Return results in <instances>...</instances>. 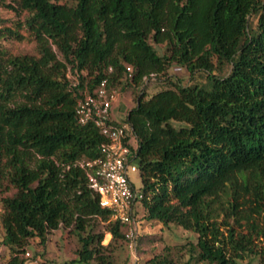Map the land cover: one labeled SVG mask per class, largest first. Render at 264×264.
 Wrapping results in <instances>:
<instances>
[{
  "label": "trees",
  "instance_id": "1",
  "mask_svg": "<svg viewBox=\"0 0 264 264\" xmlns=\"http://www.w3.org/2000/svg\"><path fill=\"white\" fill-rule=\"evenodd\" d=\"M0 7L18 17L0 27V40L22 38L25 28L35 42V52L16 53L0 41V224L10 250L2 264H36L22 257L30 239L46 244L61 227H74L81 242L68 264H114L109 245L130 244L128 226L101 206L89 180L98 166L88 165L104 157L109 137L93 122L80 124L77 103L104 79L139 85L172 64L197 81L148 98L142 89L114 122L128 123L135 139L145 218L196 232L189 251L199 261L264 264V0ZM92 219L107 223V245L104 232L88 230ZM252 256L259 261L245 262Z\"/></svg>",
  "mask_w": 264,
  "mask_h": 264
},
{
  "label": "rangeland",
  "instance_id": "2",
  "mask_svg": "<svg viewBox=\"0 0 264 264\" xmlns=\"http://www.w3.org/2000/svg\"><path fill=\"white\" fill-rule=\"evenodd\" d=\"M22 17V16H21ZM17 16L8 10L0 7V27L4 24L11 25L17 20ZM13 26V25H12ZM22 38L7 37L3 38L1 43L11 51L24 53L35 52V42L32 41L25 28H22ZM160 54L166 53L165 44H154ZM228 68H226V72ZM225 72V73H226ZM199 77L198 80H201ZM195 79H191L190 73L186 67L172 64L167 73L160 78L145 80L139 85H129L124 87L125 82L120 83L118 90L120 92L118 105L119 114L114 116L117 121H122L127 113L133 108L142 92L146 91V97H150L157 91L172 87L173 82L184 85L193 84ZM130 84V83H129ZM132 84V83H131ZM131 182L138 192L142 189V178L140 171H131L129 173ZM135 226L138 230L137 243L133 247L127 241L115 240L109 245V251L113 257L114 264H207L193 258L189 246L197 240L198 234L191 230H185L176 224L161 225L150 222L145 215L146 208L141 201L135 206ZM107 223L98 219H92L90 228L95 232H106ZM91 226V227H90ZM129 227H124V232ZM109 235V237H108ZM3 227L0 224V264L4 263L10 254V250L2 243ZM112 239L110 233H105L102 241L107 245ZM81 248L79 235L74 227H61L53 231L46 244L41 243L39 238H32L22 253V257L36 264H68V262L78 256V250ZM160 261H152L153 258ZM258 256L247 258L245 262L257 263Z\"/></svg>",
  "mask_w": 264,
  "mask_h": 264
},
{
  "label": "built area",
  "instance_id": "3",
  "mask_svg": "<svg viewBox=\"0 0 264 264\" xmlns=\"http://www.w3.org/2000/svg\"><path fill=\"white\" fill-rule=\"evenodd\" d=\"M119 97L118 88L110 87L104 79L93 93H85L78 100L76 113L80 124L93 122L109 137V142L102 146L104 157L88 162L89 166H98L89 180L100 194L101 206L112 211V219L129 227L127 237L133 247L137 228L132 214L143 193L136 190L129 176L131 171L138 170L131 127L125 122L114 123L113 106Z\"/></svg>",
  "mask_w": 264,
  "mask_h": 264
},
{
  "label": "crops",
  "instance_id": "4",
  "mask_svg": "<svg viewBox=\"0 0 264 264\" xmlns=\"http://www.w3.org/2000/svg\"><path fill=\"white\" fill-rule=\"evenodd\" d=\"M118 114H119L118 105L115 103L113 106V117Z\"/></svg>",
  "mask_w": 264,
  "mask_h": 264
},
{
  "label": "bare ground",
  "instance_id": "5",
  "mask_svg": "<svg viewBox=\"0 0 264 264\" xmlns=\"http://www.w3.org/2000/svg\"><path fill=\"white\" fill-rule=\"evenodd\" d=\"M108 237H109V235H108Z\"/></svg>",
  "mask_w": 264,
  "mask_h": 264
}]
</instances>
